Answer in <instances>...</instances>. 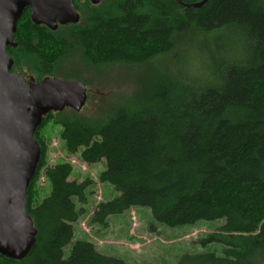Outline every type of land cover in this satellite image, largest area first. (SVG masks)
<instances>
[{
    "label": "trees",
    "instance_id": "1",
    "mask_svg": "<svg viewBox=\"0 0 264 264\" xmlns=\"http://www.w3.org/2000/svg\"><path fill=\"white\" fill-rule=\"evenodd\" d=\"M204 1H79V23L56 31L23 13L19 46L8 53L26 78L25 66L36 81L86 84L83 70L159 65L135 97L105 106L100 116L66 109L44 117L35 133L41 160L27 194L37 243L24 260L0 256V264H129L85 239L66 255L94 181L72 180L71 162H49L43 129L50 123L62 127L68 155L88 166L106 162L99 181L119 193L96 207L92 225L106 229L112 216L134 207L150 208L172 228L225 220L201 241L222 244V256L187 254L179 264H264V0L195 6ZM205 33H216L208 68L178 59L190 37ZM42 170L50 188L43 198Z\"/></svg>",
    "mask_w": 264,
    "mask_h": 264
},
{
    "label": "water",
    "instance_id": "2",
    "mask_svg": "<svg viewBox=\"0 0 264 264\" xmlns=\"http://www.w3.org/2000/svg\"><path fill=\"white\" fill-rule=\"evenodd\" d=\"M75 1L0 0V256L16 261L29 256L38 237L27 214L28 189L41 160L35 133L51 112H81L88 91L78 80L48 77L28 82L12 72L14 60L8 48L18 45L15 34L26 8H31L34 24L56 31L59 25L79 23Z\"/></svg>",
    "mask_w": 264,
    "mask_h": 264
},
{
    "label": "rangeland",
    "instance_id": "3",
    "mask_svg": "<svg viewBox=\"0 0 264 264\" xmlns=\"http://www.w3.org/2000/svg\"><path fill=\"white\" fill-rule=\"evenodd\" d=\"M215 34L205 33L190 37L180 48L178 59L189 58L191 62H198L202 67L208 68L212 63L210 54L214 49ZM156 64L159 65L157 62L145 66L121 64L83 70L82 78L86 80L89 100L81 113L87 116H100L105 106L135 97ZM24 72L28 80L36 82L30 78L33 75L30 67L25 66ZM43 131L51 144L49 150L51 164L62 160L77 162L80 167H74L71 179L83 181L91 178L94 181L89 190L88 212L78 224H75L74 240L65 249L66 255L70 253L78 239L88 240L96 245L99 252L121 258L129 264H179L181 258L187 254L215 252L218 256L223 255L222 244L212 242L203 245L201 241L216 233L224 225L225 220L200 221L196 225L172 228L158 222L150 208L134 207L123 214L112 216L106 229L92 225L91 216L96 207L101 202L119 195L111 185L99 181V174L106 169V162L88 166L79 156L68 155L60 139L62 127L58 125L50 123ZM55 143L58 147H54ZM42 176L41 178H44ZM46 184V181H39L42 198L50 193V188L46 187Z\"/></svg>",
    "mask_w": 264,
    "mask_h": 264
},
{
    "label": "flooded vegetation",
    "instance_id": "4",
    "mask_svg": "<svg viewBox=\"0 0 264 264\" xmlns=\"http://www.w3.org/2000/svg\"><path fill=\"white\" fill-rule=\"evenodd\" d=\"M81 1L86 2L87 0H81ZM88 1H90V0H88ZM78 2H79V1H77V0L75 1V7H76L78 13L80 14L79 8L77 7V3H78ZM90 2H91V1H90ZM26 10L30 12V16H31V14H32V10H31V8L28 7V8H26ZM26 10H25V11H26ZM25 11H24V12H25ZM31 20H32V19H31ZM19 21H20V20H19ZM32 22H33V21H32ZM68 25H69V24H68ZM38 26H44V25H38ZM60 26H62V25H59V27H60ZM45 27H46V26H45ZM59 27H58V29H59ZM47 28H48V27H47ZM48 29H49V28H48ZM58 29H57V30H58ZM50 30H51V29H50ZM53 31H54V30H53ZM17 44H18V43H17ZM18 46H19V44L17 45V47H18ZM12 72H13V73H16V74L19 75V76L24 77L25 79H27V78L23 75V73L20 72V63H19V65H17L16 68H14V66H13V68H12ZM27 81H28V82H31V81L28 80V79H27ZM36 82H39V81H36ZM85 85H86V84H85ZM86 87H87V85H86ZM87 91H88V88H87ZM88 100H89V91H88ZM87 103H88V101H87ZM85 107H86V106H85ZM85 107H84V108H85ZM84 108H83V109H84ZM82 111H83V110H82Z\"/></svg>",
    "mask_w": 264,
    "mask_h": 264
},
{
    "label": "built area",
    "instance_id": "5",
    "mask_svg": "<svg viewBox=\"0 0 264 264\" xmlns=\"http://www.w3.org/2000/svg\"><path fill=\"white\" fill-rule=\"evenodd\" d=\"M54 147H58V144L55 143V144H54ZM71 164H73L74 166H78V167H80V166H79V163H77V162H71ZM42 172H44V170H43ZM42 177H44V178H41L40 180H41L42 182L46 181V180H45V176L43 175ZM93 214H94V213H93ZM93 214H92V216H93ZM92 216H91V218H92ZM84 230H87V231H88V229H84Z\"/></svg>",
    "mask_w": 264,
    "mask_h": 264
}]
</instances>
